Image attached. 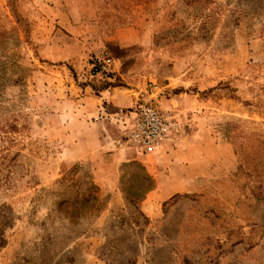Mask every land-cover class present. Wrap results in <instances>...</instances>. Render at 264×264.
<instances>
[{
    "label": "rangeland",
    "instance_id": "obj_1",
    "mask_svg": "<svg viewBox=\"0 0 264 264\" xmlns=\"http://www.w3.org/2000/svg\"><path fill=\"white\" fill-rule=\"evenodd\" d=\"M95 2L108 33L136 41L124 48L129 80L115 84L144 85L137 104L171 114L179 136L183 125L160 104L173 73L216 79L202 93L219 105L215 133L237 170L153 202L155 181L123 129L127 161L96 171L89 156L71 161L80 156L71 84L91 85L93 66L82 69L91 37L73 41L59 23L61 13L87 15L91 0H0V264H264V0ZM115 47L93 60L101 81L114 74Z\"/></svg>",
    "mask_w": 264,
    "mask_h": 264
},
{
    "label": "crops",
    "instance_id": "obj_2",
    "mask_svg": "<svg viewBox=\"0 0 264 264\" xmlns=\"http://www.w3.org/2000/svg\"><path fill=\"white\" fill-rule=\"evenodd\" d=\"M87 15H81L79 20L73 17L72 12L61 13L60 25L71 36V40L90 34L91 42L87 46L88 53L84 68L94 59H98L103 52L117 48V58L114 57L113 72L108 79L99 80L97 75L91 72V85H74L73 99L77 105L76 119L79 142L72 146L73 151L80 156L71 161L80 162L85 156L92 158L93 170L114 159L119 165L126 160L128 151L121 150L117 145V136L123 125L121 120L130 113L129 108L137 105L139 96L144 91L143 87L136 86L137 82H128L126 85H117L104 88L102 84L115 83L121 79H128L123 62L133 55H129L126 49L136 44H129L123 37L125 29L119 28L112 34L104 27L95 0H91V6L85 7ZM78 21V22H77ZM71 45L75 47L74 42ZM134 43V44H133ZM71 46V47H72ZM67 50L70 44H52L49 48ZM114 54V53H113ZM132 54V53H130ZM56 57L57 60L66 61L70 57ZM182 62L175 65L179 68ZM92 65V64H91ZM80 71L79 69L77 70ZM188 73H173L166 84L167 94L161 97L160 104L164 110L171 111L183 125L184 134L173 137L165 143L162 152L155 158L150 155H141V162L147 168V172L155 181V189L148 195L153 202H162L174 195L194 192L199 188L202 180H211L227 177L234 173L238 167V160L231 144L215 133V122L222 117L219 105L213 103L212 96L206 97L202 91L214 86V81L204 79L198 82L189 78ZM95 78V79H94ZM129 80V79H128ZM197 90L194 91V88ZM89 134V137L87 136ZM116 149V156L108 152ZM81 153H84L81 155ZM102 155V156H100ZM100 156V157H99ZM98 159V161H97ZM95 161V162H94ZM96 180H99L95 173ZM150 202L149 204H151ZM150 213H155V208L148 207Z\"/></svg>",
    "mask_w": 264,
    "mask_h": 264
},
{
    "label": "built area",
    "instance_id": "obj_3",
    "mask_svg": "<svg viewBox=\"0 0 264 264\" xmlns=\"http://www.w3.org/2000/svg\"><path fill=\"white\" fill-rule=\"evenodd\" d=\"M111 60L103 61L102 69L110 71ZM125 142L143 155H158L166 142L179 134L174 117L150 102H139L121 120Z\"/></svg>",
    "mask_w": 264,
    "mask_h": 264
},
{
    "label": "trees",
    "instance_id": "obj_4",
    "mask_svg": "<svg viewBox=\"0 0 264 264\" xmlns=\"http://www.w3.org/2000/svg\"><path fill=\"white\" fill-rule=\"evenodd\" d=\"M91 64H92V66H93V69H92V73H93V75L95 76V75H99L100 73L99 72H101L100 71V69H98L99 68V66L96 64V63H94V61H91L90 62ZM103 85V87L104 88H108V87H110V86H117V84H115V83H106V84H102Z\"/></svg>",
    "mask_w": 264,
    "mask_h": 264
}]
</instances>
